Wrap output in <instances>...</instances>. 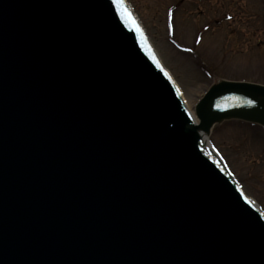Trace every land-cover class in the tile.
I'll return each instance as SVG.
<instances>
[{"label":"water","instance_id":"water-1","mask_svg":"<svg viewBox=\"0 0 264 264\" xmlns=\"http://www.w3.org/2000/svg\"><path fill=\"white\" fill-rule=\"evenodd\" d=\"M121 0H0V264H264L200 130L264 125L220 80L196 123Z\"/></svg>","mask_w":264,"mask_h":264},{"label":"rangeland","instance_id":"rangeland-1","mask_svg":"<svg viewBox=\"0 0 264 264\" xmlns=\"http://www.w3.org/2000/svg\"><path fill=\"white\" fill-rule=\"evenodd\" d=\"M130 2L191 109L220 78L264 84V0ZM207 136L264 210V130L229 120Z\"/></svg>","mask_w":264,"mask_h":264},{"label":"bare ground","instance_id":"bare-ground-1","mask_svg":"<svg viewBox=\"0 0 264 264\" xmlns=\"http://www.w3.org/2000/svg\"><path fill=\"white\" fill-rule=\"evenodd\" d=\"M186 105H187V107L190 109V106H189V103L188 102H186ZM191 111H192V109H191ZM203 134V136H204V138L206 139V133H202Z\"/></svg>","mask_w":264,"mask_h":264},{"label":"snow or ice","instance_id":"snow-or-ice-1","mask_svg":"<svg viewBox=\"0 0 264 264\" xmlns=\"http://www.w3.org/2000/svg\"><path fill=\"white\" fill-rule=\"evenodd\" d=\"M129 20H130L132 23H135V21H134V20H132V18H131V17H129Z\"/></svg>","mask_w":264,"mask_h":264}]
</instances>
